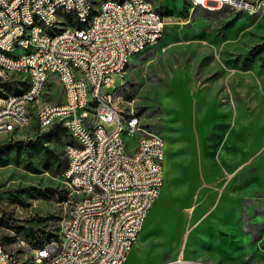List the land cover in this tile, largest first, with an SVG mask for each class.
Masks as SVG:
<instances>
[{
    "label": "rangeland",
    "instance_id": "obj_1",
    "mask_svg": "<svg viewBox=\"0 0 264 264\" xmlns=\"http://www.w3.org/2000/svg\"><path fill=\"white\" fill-rule=\"evenodd\" d=\"M150 1L164 17V38L104 89L166 138V184L126 264H264V0L253 13ZM24 84L0 85V98L22 93ZM62 99L60 84H51L35 117ZM47 131L33 118L0 145ZM69 141L68 134L45 137L43 146L0 153V215L24 228L0 225V237L21 264L31 263L28 233L44 247L70 220L76 196L43 149L68 159Z\"/></svg>",
    "mask_w": 264,
    "mask_h": 264
},
{
    "label": "built area",
    "instance_id": "obj_2",
    "mask_svg": "<svg viewBox=\"0 0 264 264\" xmlns=\"http://www.w3.org/2000/svg\"><path fill=\"white\" fill-rule=\"evenodd\" d=\"M237 3L238 11L255 12L259 0H189L191 9L225 6ZM89 0H0V83L12 80L13 70H31L34 86L24 99L14 102L18 122L21 111H32L48 87L57 82L63 99L48 104L32 118L40 121L59 115L70 135H78L79 146L67 144L69 163L64 173L76 196L77 219L63 225L58 237L45 247L23 244L31 264H126L129 252L138 240L144 223L164 185L166 142L161 134L147 131L131 135L140 139V146L129 147L121 137L120 119L132 112V103L115 105L111 88L115 76L122 77V66L147 48L155 36H164L165 21L150 0H131V4L106 5V12L92 24V31H81L67 25L65 34L48 37L36 30L33 39H26V24L32 15L43 13L51 22L52 10H60V18H85ZM20 40L12 60H4L1 50H8L9 41ZM21 47H33V55H22ZM73 70L90 74L95 99H85V86L73 78ZM6 99V98H4ZM1 104V99H0ZM130 122V125L134 123ZM1 124L6 134L7 121ZM89 124H97V137L89 136ZM114 126L109 132L108 126ZM0 263L21 264L13 252L1 245Z\"/></svg>",
    "mask_w": 264,
    "mask_h": 264
},
{
    "label": "bare ground",
    "instance_id": "obj_3",
    "mask_svg": "<svg viewBox=\"0 0 264 264\" xmlns=\"http://www.w3.org/2000/svg\"><path fill=\"white\" fill-rule=\"evenodd\" d=\"M117 3L131 4V0H89V8L86 11L85 18L79 16H64L63 18H60V10H52L51 22H54V24L46 22L45 15L43 13H35L32 15V21L26 24V39H33V35L36 34V30L41 34H47L48 37H58L59 35L65 34L66 28H62L63 25L65 24L69 26H75L76 29L81 31H92V24L89 23V21H95L96 17H100L104 15L106 12V5H115ZM223 7L238 9V4L225 3V6H210L202 9H205L209 12H215ZM155 11L157 14H159L160 17H162L156 9ZM164 33H165V28H164ZM163 37L164 36H155L152 41L147 42V48L157 44ZM19 48H20V40L9 41L8 50H1V57L4 60H12V53H17ZM21 54L33 55V47H21ZM132 58H130L127 65L122 66V75L128 68ZM73 78L76 82L81 83L85 86V99L94 100L95 87L93 86V79L91 75L84 74L82 70H73ZM12 80L13 81L19 80L21 82H24L27 85V88L20 94L9 95L4 97L6 99L0 98L1 99L0 123L7 121L8 124L6 126V134H12V133L14 134L15 132L30 125L33 119L32 112L34 113V108H36L40 104V102H38V105H32V111H21V117L23 121L21 123L18 122V114L17 112H15L14 102H18L24 99L26 96H28L31 93L34 86V75L31 73V70H21V71L13 70ZM5 83L7 82H2L0 83V85H3ZM112 97H115V105H121V103H118L116 96H112ZM47 110H48V106H45V108L41 109L40 111H47ZM40 111L38 113H40ZM133 117H135L134 123L130 125V122L133 121ZM58 122H59V115H50L49 117H45L40 121V127L42 129H49L55 123ZM143 126L144 125L141 119L135 114V110L132 107V112H125L124 119H120L121 137L124 139V135L130 137L131 135H138L139 133H141ZM0 135H1V124H0ZM70 136L73 140V142L70 145L79 146L80 145L79 136L78 135H70ZM89 136L97 137V124H89ZM162 140L165 139L162 138ZM128 146L129 147L140 146V139L133 138L131 140H128ZM66 154L69 163V154L67 153V151ZM160 167H164V160H160ZM76 219H77V210H73L71 212L70 220L68 221L67 224H74ZM1 245H2V238H1ZM27 256L29 257V255Z\"/></svg>",
    "mask_w": 264,
    "mask_h": 264
},
{
    "label": "trees",
    "instance_id": "obj_4",
    "mask_svg": "<svg viewBox=\"0 0 264 264\" xmlns=\"http://www.w3.org/2000/svg\"><path fill=\"white\" fill-rule=\"evenodd\" d=\"M24 86H26V85L24 84ZM66 134H68V136L70 138L69 142H71V136L68 133V130L66 129V127H64L61 123H55L52 127H50L48 129L47 132L37 136V138L30 139L27 141L19 140V141L12 142L10 144L0 145V153L3 151L4 148H8V147L14 148L15 146H19V147H22V146L30 147V146H38V145L43 146V144H42L43 138H45V137L60 138L61 136H65ZM43 149L46 152H48V155H50V157L55 159L56 162L58 163L59 175H62L63 173H65L67 166H68V159L61 158L53 150H51L47 147H43ZM0 225L5 226L7 228L14 229L17 232H21L24 230V228L22 226L18 225L16 220L10 215H0ZM27 238L29 240V244L31 247H39L44 243V241L41 240V237L30 234V233L27 234Z\"/></svg>",
    "mask_w": 264,
    "mask_h": 264
},
{
    "label": "crops",
    "instance_id": "obj_5",
    "mask_svg": "<svg viewBox=\"0 0 264 264\" xmlns=\"http://www.w3.org/2000/svg\"><path fill=\"white\" fill-rule=\"evenodd\" d=\"M188 5H189V0H188ZM224 8H226V7H224ZM202 9V8H201ZM205 10V9H204ZM220 10V9H219ZM207 11V10H206ZM218 11V10H217ZM209 12V11H208ZM164 36H165V33H164ZM164 38V37H163ZM160 42V41H159ZM150 47H152V46H150ZM150 47H148V48H150ZM148 48H146L144 51H142L141 53H139L138 55H136V57L137 56H139L140 54H142L143 52H145ZM134 59V58H133ZM131 61H132V59H131ZM131 61H130V64H131ZM129 64V65H130ZM129 67V66H128ZM128 69V68H127ZM125 76V75H124ZM122 77H123V75H122ZM117 96V95H116ZM164 137V136H163ZM164 139L166 140V138L164 137ZM166 159H167V148H165V160H164V185H163V187H162V190H161V193H160V196L162 195V192H163V190H164V187H165V184H166V178H167V172H166ZM205 166H206V168L208 169V167H209V164H205ZM206 189H203L202 190V192L203 191H205ZM160 196H159V198H160ZM158 198V199H159ZM157 199V200H158ZM156 200V201H157ZM156 201H155V203H156ZM208 201H209V198H208ZM155 203L153 204V206H152V208L150 209V212H151V210L153 209V207H154V205H155ZM150 212H149V214H148V216H147V219H146V221H145V223H144V226H145V224H146V222H147V220H148V218H149V215H150ZM144 226H143V228H144ZM143 228H142V230H143ZM142 232V231H141ZM141 232H140V234H141ZM140 234H139V237H140ZM139 237H138V239H139ZM135 245H136V243H135ZM135 245L133 246V248H132V250L134 249V247H135ZM131 250V251H132ZM131 251L129 252V254L131 253ZM129 254H128V257H127V261H128V258H129ZM127 261H126V263H127Z\"/></svg>",
    "mask_w": 264,
    "mask_h": 264
}]
</instances>
